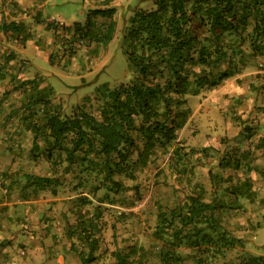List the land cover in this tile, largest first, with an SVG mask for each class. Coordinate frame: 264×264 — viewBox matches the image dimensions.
<instances>
[{"label":"trees","instance_id":"1","mask_svg":"<svg viewBox=\"0 0 264 264\" xmlns=\"http://www.w3.org/2000/svg\"><path fill=\"white\" fill-rule=\"evenodd\" d=\"M3 1H0V8L10 7L11 12L7 14H14L12 2ZM112 13L109 8L93 12L96 16L109 18L100 31L93 32V40L97 44L108 47L113 39L115 22L111 19ZM77 23H73V34L80 33L78 36L83 37L87 32H83ZM88 24L87 20L85 25ZM46 27L50 28L49 24ZM0 30L4 33L10 31L19 40L28 37L22 23L6 22L3 15L0 17ZM122 40L131 77L115 87L105 83L97 86L93 111L84 107L90 103L86 98L82 105H75L66 114L57 104L58 100H54L52 88L39 89V82L35 79L13 83L10 77L13 86L4 90L3 96L18 92L20 105L8 110L6 120L15 118L20 129L6 130L5 136L0 138L1 143L9 148L10 143L16 140L9 135L28 138L26 134L29 133L32 139L30 151H42L52 167L64 163V173L71 167H79L99 178L93 189L114 193L122 191L124 185L116 179L118 176L134 180L136 169L144 167L156 150H165L176 142L178 132L191 113V105H187L190 97L222 85L252 62L259 60L263 62L261 70L264 68V0H153L151 9L132 15ZM259 76L264 79V73L256 75ZM254 88L253 91H257ZM242 132L251 135L253 128L250 130L244 126ZM258 142L263 147L264 136ZM15 144L17 146L18 143ZM185 155L187 152L174 150L177 163ZM246 164L245 151L237 154V149L222 162L223 167L233 170ZM4 171L0 170V178L5 179L11 174ZM16 176L19 179H15ZM12 178L6 187L0 182L4 187L1 192L5 191L9 201L13 200L10 197L14 193L18 194V200L29 201L56 182L55 178L37 176L20 169L13 173ZM226 182L229 184L222 189L226 196L248 201L253 199L255 191L249 179L233 183L227 177ZM50 193L55 194L54 191ZM76 201L83 205L89 203L86 197ZM229 207L222 201H205L203 190H198L185 196L181 205L160 212L154 236L163 239L168 235L171 238L165 240L162 263L174 264L178 259L175 250L182 245L201 249L207 259L242 247L243 241L224 229L219 218L220 212ZM10 209L14 218L12 224H18L23 235V229H31L27 218L29 211L19 209L16 204ZM80 218L72 233L87 244V254L80 260L82 264H89L94 261L93 253L98 246L95 233L99 226L92 218ZM4 234H0V247H6L9 238H13L12 233L9 237ZM137 252L138 249L129 246L125 254L114 250L111 255L116 264H129L132 262L129 258ZM241 261L242 264H262L260 256H247L246 259L243 256Z\"/></svg>","mask_w":264,"mask_h":264},{"label":"rangeland","instance_id":"2","mask_svg":"<svg viewBox=\"0 0 264 264\" xmlns=\"http://www.w3.org/2000/svg\"><path fill=\"white\" fill-rule=\"evenodd\" d=\"M45 7L42 11L45 15H53L65 24L78 22L82 31L87 32L83 37L78 36L80 33L74 36L73 24L64 27L57 50L50 53V58L60 64L64 73L73 70L83 78L77 80L79 86L74 83L75 79L64 78L57 104L68 114L75 105H82L88 98L90 103L84 107L93 111L97 86L105 83L115 87L131 77L122 37L132 15L151 9L153 0H105L88 4L84 0H48ZM107 8L113 10L111 19L115 22V32L108 47L93 40V32L100 31L109 21L108 17L96 16L93 12ZM87 20L90 25H85ZM262 64L259 60L252 62L222 85L190 97L187 105H191V113L178 132L176 142L165 150H156L144 167L136 169L134 180L118 176L116 179L123 183L124 189L116 193L93 189L99 178L79 167H71L66 173L63 172L64 163L52 167L42 151H30V134L23 142H15L17 146L13 142L11 146L7 144L8 148L0 143V170L11 173L5 179L0 178L4 187L14 179L13 173L17 169L56 179L52 187L30 199L39 202L38 207L42 210H54V215L42 214L37 218V224L30 225L31 229H23V235L18 224H12L13 238H9L6 247H0L4 254L0 255V264H82L80 258L87 254L88 246L72 233L80 217L84 220L92 218L99 226L95 233L98 246L93 253L94 261L89 264H116L111 252L118 250L125 254L129 246L138 249L129 258L132 260L129 264H163L161 254L166 249L165 240L171 238L154 236L157 216L181 205L185 196L198 190H203L205 201L214 199L230 206L220 212L219 218L223 228L240 238L243 246L207 259L201 249L182 245L175 250L178 259L174 264H242L243 256L245 259L260 256L264 264V146L258 145L264 136V87H261L264 79L256 77L264 73ZM7 86L10 90L13 84ZM19 98L18 92L8 96L0 93L1 137L15 126L16 119L6 120V114L19 105ZM244 126L253 128V134L243 133ZM236 149L237 154L245 151L247 164L238 170L223 167V160ZM174 150L187 152V155L177 163ZM227 177L233 183L249 179L255 191L253 199L226 196L222 189L229 184ZM4 187L0 185V198ZM82 197L89 203L79 204L76 199ZM12 198V205H18V194L14 193ZM30 208L33 210L29 209V213H34L36 207L31 204Z\"/></svg>","mask_w":264,"mask_h":264},{"label":"crops","instance_id":"3","mask_svg":"<svg viewBox=\"0 0 264 264\" xmlns=\"http://www.w3.org/2000/svg\"><path fill=\"white\" fill-rule=\"evenodd\" d=\"M4 1L12 2V8L15 13L6 14L5 10L1 9L0 17L3 15L6 22L15 21L22 23L28 37L25 40H19L17 36L10 31L4 33L0 30V55H2L0 59V72L2 75L1 77H3L0 79V93L3 94L4 89H8L9 86L7 85H12V82L35 79L39 82V89L43 87L52 88L54 100H59L60 88L64 78L75 79L74 83L79 86L77 80L82 79L81 76L73 72V70H71L72 73H64L62 68L59 67L60 64L50 58V53L57 50L60 41L59 37H61L64 32L63 27L72 25L74 22L72 24H65L59 22L53 15H49L47 12H45L47 13L45 15L42 11L46 8L45 6L48 0ZM84 1L87 4L88 2H92V0ZM47 24H49L50 28L46 27ZM4 56L8 58L4 59ZM10 77L13 78L12 82H10ZM17 104L20 105V102ZM14 125L13 129H20L18 124ZM25 133L26 132H23V134ZM26 135L29 136V133ZM9 137H12L13 140L16 139L14 142H21V139L26 136L20 135L16 138L9 135ZM13 140L6 141L13 142ZM2 193L3 197L0 199V234L2 235L5 233L4 236L9 237L10 233L13 231L11 227L14 221V218L11 217L12 212L10 206H12L14 202L11 203V201H9V196L4 194L5 191H2ZM17 204L19 209L26 208L27 211H29V209H31V211L33 210L30 208L31 204L36 207L34 213L27 214L28 221L31 225L32 223L37 224V221L34 220L42 214L51 217L55 212L54 210L48 211L49 208L42 210L38 207L39 202L36 201L21 200L17 201ZM50 206L48 205L47 207Z\"/></svg>","mask_w":264,"mask_h":264},{"label":"built area","instance_id":"4","mask_svg":"<svg viewBox=\"0 0 264 264\" xmlns=\"http://www.w3.org/2000/svg\"><path fill=\"white\" fill-rule=\"evenodd\" d=\"M10 12H11L10 7H6V8H5V13L7 14V13H10Z\"/></svg>","mask_w":264,"mask_h":264}]
</instances>
